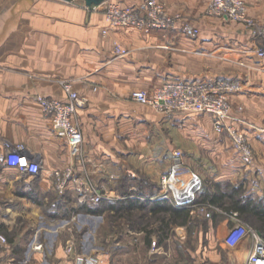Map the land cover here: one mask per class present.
<instances>
[{
  "label": "crops",
  "instance_id": "1",
  "mask_svg": "<svg viewBox=\"0 0 264 264\" xmlns=\"http://www.w3.org/2000/svg\"><path fill=\"white\" fill-rule=\"evenodd\" d=\"M209 1L164 0L169 13L198 27L192 39L180 23L167 31L114 28L104 35L101 13L87 14L83 0H0V153L5 142L23 144L41 166L31 176L0 161V233L8 240L0 248V264H75L76 255H92L99 264H245L250 237L233 246L224 241L238 222L255 229L239 216L234 219L236 211L211 203L215 214L203 222L160 197V178L169 172L176 150L182 153L179 174L197 173L202 193L227 183L243 186L251 197L264 193V58L256 54L255 36L264 23V0L247 6L257 21L253 27L208 15ZM114 42L127 49L125 56L114 55ZM220 77L243 82L230 96L228 123L244 130L254 153L250 164L227 134L213 129L209 114L164 113L131 99L132 91L150 92L168 80ZM63 79L73 80L86 99L78 111L81 159L56 136L36 100L41 95L64 101L58 82ZM68 166L91 178L103 201L116 202L129 191L137 205L97 214L76 208L78 194L72 188L58 194L51 178L52 170ZM154 201L174 209L139 206ZM98 228L114 230V257H93ZM158 229L162 240L154 233ZM211 232L220 235L225 256L203 241Z\"/></svg>",
  "mask_w": 264,
  "mask_h": 264
},
{
  "label": "built area",
  "instance_id": "2",
  "mask_svg": "<svg viewBox=\"0 0 264 264\" xmlns=\"http://www.w3.org/2000/svg\"><path fill=\"white\" fill-rule=\"evenodd\" d=\"M257 0H210L206 9L208 15L222 20H231L253 27L257 21L246 12L250 2ZM87 14L99 12L102 15L104 27L102 34L106 35L114 28H135L142 32L167 31L177 23L181 24L182 32L189 38L195 39L199 35L198 27L182 22L180 14H171L167 11L164 0H139L137 5L120 6L104 0L99 5L90 7L85 5ZM256 54L264 58V23L257 25ZM114 55L122 57L127 49L114 42ZM59 85L66 95V99L59 100L38 95L37 102L44 115L50 120L53 132L59 137L66 148L81 159L83 134L78 121V111L84 106L86 99L73 87V80H59ZM243 82L239 78H215L211 80H168L152 91L138 89L131 92V99L137 103L149 105L164 112H191L209 114L212 118L213 129L218 134H227L233 148L242 156L245 164L253 159V150L243 129L229 124V99L234 93L242 90ZM260 130L264 132V118ZM182 153L174 152V159L167 174L161 176L160 197L169 200L175 206L185 208L193 214L210 217L211 210L216 209L209 201H201L198 195L203 188L202 178L195 172L182 178L179 174ZM0 161L15 167L19 173L36 176L41 166L38 161L29 157L23 144L12 145L4 143V150L0 153ZM53 187L63 195L72 188L79 196L81 205L97 204L105 198L104 193L88 176H78L73 167L54 169L51 172ZM236 219L238 214L231 213ZM252 240L251 250L245 264H264V238L253 227L242 225L240 222L229 229L224 241L233 246L244 237ZM8 244L7 237L0 233V248ZM71 252L68 248L67 253ZM75 264H99L91 257L76 255Z\"/></svg>",
  "mask_w": 264,
  "mask_h": 264
},
{
  "label": "trees",
  "instance_id": "3",
  "mask_svg": "<svg viewBox=\"0 0 264 264\" xmlns=\"http://www.w3.org/2000/svg\"><path fill=\"white\" fill-rule=\"evenodd\" d=\"M217 187L218 188H216L215 192H212L208 189H205L204 193L200 192L198 195V199L201 201H209L210 203L224 210L236 211L241 219L254 226L255 229L264 238V193L261 196L251 197L245 194L242 186H233L232 184L227 183L222 187ZM133 195L134 194L132 192L124 191L121 200H117L116 202H106L101 200L97 204H84L80 207V209L82 208L94 214L100 213L103 209H113L114 211L119 209L130 210L138 203L137 200L132 197ZM139 206L142 208L149 206V208L152 210L162 208L170 210L174 209V206L167 201H154L150 205H146V203H139ZM186 211L188 215L189 211ZM172 219L173 217L170 218V220ZM159 228L164 232L161 227ZM160 230H155L154 233H156L159 240H162V236L164 235V233ZM150 234V232H147L146 235L149 236Z\"/></svg>",
  "mask_w": 264,
  "mask_h": 264
},
{
  "label": "rangeland",
  "instance_id": "4",
  "mask_svg": "<svg viewBox=\"0 0 264 264\" xmlns=\"http://www.w3.org/2000/svg\"><path fill=\"white\" fill-rule=\"evenodd\" d=\"M253 157H254V153H253ZM242 188H243V186H242ZM243 189H244V192L246 193L245 188H243ZM81 206L82 205L80 203V204L76 205V208H80ZM210 212H211L210 217H205V216H202L200 214H193V215L195 218H199V219L203 220V222H204V220H211L213 218V215H214L213 210H211ZM203 225H204V223H203ZM95 234H96V245L99 247L97 248V250H98L97 255H95L93 257H96V258L105 257V256L106 257H108V256L114 257V253H115L114 230L109 229V230H106V233H105L101 228H98V230ZM203 235H204L203 241H209V242L213 243V247L215 248L216 251L219 252V254L221 256L226 255L224 252V249L221 248V246L219 245L221 238H220V235L218 233L211 232V233H207V234H203ZM103 236H105L106 240H104L102 238ZM204 251H206V250L203 249V252ZM144 254H145V251L139 252L140 256H144ZM91 258H92V255H91Z\"/></svg>",
  "mask_w": 264,
  "mask_h": 264
},
{
  "label": "water",
  "instance_id": "5",
  "mask_svg": "<svg viewBox=\"0 0 264 264\" xmlns=\"http://www.w3.org/2000/svg\"><path fill=\"white\" fill-rule=\"evenodd\" d=\"M62 1H71V0H62ZM85 2V5L90 7L92 5H99L101 4L104 0H83Z\"/></svg>",
  "mask_w": 264,
  "mask_h": 264
}]
</instances>
